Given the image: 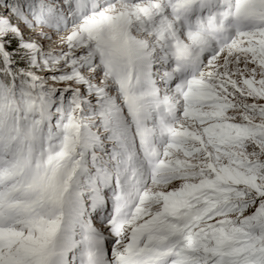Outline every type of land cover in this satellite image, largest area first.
<instances>
[{
	"label": "snow or ice",
	"instance_id": "snow-or-ice-1",
	"mask_svg": "<svg viewBox=\"0 0 264 264\" xmlns=\"http://www.w3.org/2000/svg\"><path fill=\"white\" fill-rule=\"evenodd\" d=\"M0 264H264V0H0Z\"/></svg>",
	"mask_w": 264,
	"mask_h": 264
}]
</instances>
